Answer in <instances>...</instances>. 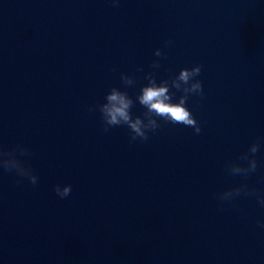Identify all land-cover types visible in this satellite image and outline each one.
Here are the masks:
<instances>
[{
    "label": "water",
    "instance_id": "water-1",
    "mask_svg": "<svg viewBox=\"0 0 264 264\" xmlns=\"http://www.w3.org/2000/svg\"><path fill=\"white\" fill-rule=\"evenodd\" d=\"M196 65L199 134L103 131L113 87L143 117L147 74ZM257 140L256 172L231 175ZM16 145L38 182L0 168V264H264V207L216 198L245 182L264 196V0H0V149Z\"/></svg>",
    "mask_w": 264,
    "mask_h": 264
},
{
    "label": "clouds",
    "instance_id": "clouds-1",
    "mask_svg": "<svg viewBox=\"0 0 264 264\" xmlns=\"http://www.w3.org/2000/svg\"><path fill=\"white\" fill-rule=\"evenodd\" d=\"M115 2L117 0H114ZM165 43L170 44L171 42L166 41ZM154 55L157 57L162 56L161 50L157 49ZM152 67L158 68L159 63L154 61ZM201 67V65H196L192 68H182L178 75L170 80H163L159 84L151 73L147 74L145 78L148 83L140 89L139 94L136 96V101L146 109L143 117L136 116L134 118L130 111L134 103L133 99L129 97L127 92L113 87L105 96L106 102L97 106L104 124L103 131L107 132L112 127L124 125L131 132L130 142H135L137 139L147 141L149 139L148 133L155 132L161 127L157 119L159 118L172 124L191 127L196 134H199L201 127L186 107V103L190 95L202 97L204 94L202 82L195 79L201 74ZM121 81L126 86L134 84L133 78L125 74H121ZM170 89L183 93L178 102H173L175 93ZM88 111H93V108L89 107ZM259 149L260 141L257 140L239 158L247 161L246 164L229 162L226 165V170L233 176L238 175L247 179L257 170L256 153ZM17 153L27 156L30 151L21 145H16L14 148L7 150L0 149V168L8 172H15L21 179L27 178L32 185H36L38 177L26 161L18 157ZM71 191L72 186L70 184L63 187L59 184L54 186L55 194L61 199L68 197ZM241 195L256 196L258 204L264 207V196H260L257 190L249 187L246 182L217 193L216 198L223 205L225 202H232ZM258 226L264 229V221H259Z\"/></svg>",
    "mask_w": 264,
    "mask_h": 264
}]
</instances>
